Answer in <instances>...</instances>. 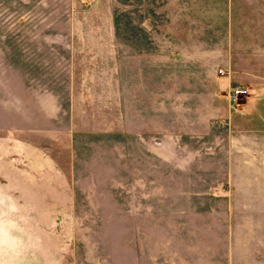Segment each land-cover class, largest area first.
I'll return each instance as SVG.
<instances>
[{
  "label": "rangeland",
  "instance_id": "rangeland-1",
  "mask_svg": "<svg viewBox=\"0 0 264 264\" xmlns=\"http://www.w3.org/2000/svg\"><path fill=\"white\" fill-rule=\"evenodd\" d=\"M142 30L167 52L151 132L73 133L71 199L42 213L35 129L69 128L73 35ZM0 225L7 264H264V0H0Z\"/></svg>",
  "mask_w": 264,
  "mask_h": 264
},
{
  "label": "crops",
  "instance_id": "crops-1",
  "mask_svg": "<svg viewBox=\"0 0 264 264\" xmlns=\"http://www.w3.org/2000/svg\"><path fill=\"white\" fill-rule=\"evenodd\" d=\"M73 39L70 54L74 56L75 78L71 83L69 128L62 133H54L48 128L41 131L35 129L33 198L35 208H44V214L56 213L51 209L55 207L53 201L57 191H67V195L59 197L71 199L68 188L57 190L56 174L65 176L63 183L67 181L69 186L75 160L71 144L73 133L129 137L151 132L148 120L152 111V66L153 62L161 64L162 53L167 56L166 48H162L161 44L159 49L153 48L150 30L80 31L75 32ZM87 39L95 41H84ZM104 39L113 41L110 44L98 41ZM91 70L108 71L110 76L106 79H84L82 72Z\"/></svg>",
  "mask_w": 264,
  "mask_h": 264
},
{
  "label": "built area",
  "instance_id": "built-area-1",
  "mask_svg": "<svg viewBox=\"0 0 264 264\" xmlns=\"http://www.w3.org/2000/svg\"><path fill=\"white\" fill-rule=\"evenodd\" d=\"M222 71V70H221ZM250 94V90L245 87H234L229 90V97L233 105H239V99L243 96H248Z\"/></svg>",
  "mask_w": 264,
  "mask_h": 264
},
{
  "label": "clouds",
  "instance_id": "clouds-1",
  "mask_svg": "<svg viewBox=\"0 0 264 264\" xmlns=\"http://www.w3.org/2000/svg\"><path fill=\"white\" fill-rule=\"evenodd\" d=\"M7 246L9 249L13 248V243L10 240L5 238V230L2 225H0V251L3 250L4 246ZM0 264H7L2 258H0Z\"/></svg>",
  "mask_w": 264,
  "mask_h": 264
}]
</instances>
